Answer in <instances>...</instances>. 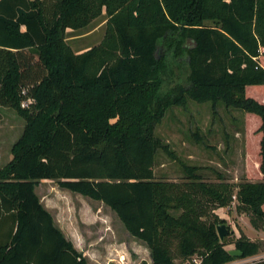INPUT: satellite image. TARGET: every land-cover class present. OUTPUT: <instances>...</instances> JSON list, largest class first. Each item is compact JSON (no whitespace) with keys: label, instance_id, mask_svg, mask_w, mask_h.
Returning <instances> with one entry per match:
<instances>
[{"label":"trees","instance_id":"1","mask_svg":"<svg viewBox=\"0 0 264 264\" xmlns=\"http://www.w3.org/2000/svg\"><path fill=\"white\" fill-rule=\"evenodd\" d=\"M103 14L102 43L74 51L68 31ZM164 49L188 71L167 91ZM25 87L30 108L21 106ZM188 99L247 113V156L263 180L241 182L237 197L264 230V0H0V107L27 119L0 170V264H89L43 205L42 180L110 206L147 243L153 264L258 254L260 244L246 237L235 242L242 255L230 254L218 218L202 219V198L227 206L231 184L200 181L195 166H186L194 179L187 187L155 178L165 147L156 125Z\"/></svg>","mask_w":264,"mask_h":264},{"label":"rangeland","instance_id":"2","mask_svg":"<svg viewBox=\"0 0 264 264\" xmlns=\"http://www.w3.org/2000/svg\"><path fill=\"white\" fill-rule=\"evenodd\" d=\"M107 19L103 14L85 29L68 31L67 42L76 52L101 44L106 36ZM207 23L212 24L211 21ZM166 51L161 53L166 54ZM167 52L171 64L170 73L165 75L164 91L183 82L188 74L187 64ZM2 115L0 170L11 160L12 146L27 123V119L11 107H3ZM258 118L257 122L252 121L253 127H260ZM249 121L245 111L227 107L222 102L214 106L210 101L188 99L185 105L168 107L155 128V134L165 146H161L155 156L156 179L187 187L194 179L186 172V166H195L194 172L200 176L198 180L233 186L232 200L227 206H218L210 199L202 198L205 209L202 219L210 223L217 217L219 224L227 226L228 233L223 240L227 242V249H236V240L246 237L258 242L260 250L256 255L237 257L225 264H251L264 260L263 224L248 208L240 206L237 197L241 182L263 180L262 175H258V162L251 165L247 156ZM260 138L257 136L258 142ZM36 192L56 225L84 253L89 264H139L143 260L153 264L147 243L134 236L103 201L63 188L56 180L40 181ZM170 212L178 216L182 210L174 208ZM186 263L201 264V259L195 254Z\"/></svg>","mask_w":264,"mask_h":264},{"label":"water","instance_id":"3","mask_svg":"<svg viewBox=\"0 0 264 264\" xmlns=\"http://www.w3.org/2000/svg\"><path fill=\"white\" fill-rule=\"evenodd\" d=\"M218 234L220 236L221 241L224 240L225 235L228 233L227 226L225 224H219L217 226ZM230 254L234 256H240L242 255V251L240 249H231Z\"/></svg>","mask_w":264,"mask_h":264},{"label":"built area","instance_id":"4","mask_svg":"<svg viewBox=\"0 0 264 264\" xmlns=\"http://www.w3.org/2000/svg\"><path fill=\"white\" fill-rule=\"evenodd\" d=\"M22 100H21V106L24 107V108H28L30 107L33 99L32 97L30 96L29 94V88L28 87H25L22 89Z\"/></svg>","mask_w":264,"mask_h":264},{"label":"crops","instance_id":"5","mask_svg":"<svg viewBox=\"0 0 264 264\" xmlns=\"http://www.w3.org/2000/svg\"><path fill=\"white\" fill-rule=\"evenodd\" d=\"M23 29H25V28L23 27ZM13 50H15V49H13ZM4 108H6V107H4ZM2 111H3V107H0V112H1V114H2ZM2 119H3V115H2ZM2 119H1V121H0V126L2 125Z\"/></svg>","mask_w":264,"mask_h":264}]
</instances>
